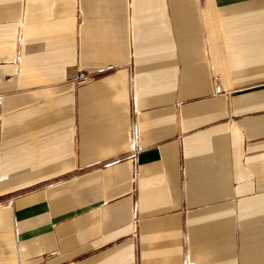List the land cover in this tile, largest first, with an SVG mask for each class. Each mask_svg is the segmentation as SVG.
<instances>
[{
  "label": "crops",
  "instance_id": "0c3cea01",
  "mask_svg": "<svg viewBox=\"0 0 264 264\" xmlns=\"http://www.w3.org/2000/svg\"><path fill=\"white\" fill-rule=\"evenodd\" d=\"M0 264H264V0H0Z\"/></svg>",
  "mask_w": 264,
  "mask_h": 264
},
{
  "label": "built area",
  "instance_id": "2783aa9c",
  "mask_svg": "<svg viewBox=\"0 0 264 264\" xmlns=\"http://www.w3.org/2000/svg\"><path fill=\"white\" fill-rule=\"evenodd\" d=\"M114 65L108 64L105 66H100L97 68H94L91 72H77L73 78L74 82L76 84L86 83L92 80L95 76H100L103 74H106L108 72H111L114 70ZM214 93H219V86L215 85L213 88ZM136 132L133 126L130 128V149H129V155L130 158H133L134 155L137 153L139 148L136 146Z\"/></svg>",
  "mask_w": 264,
  "mask_h": 264
}]
</instances>
